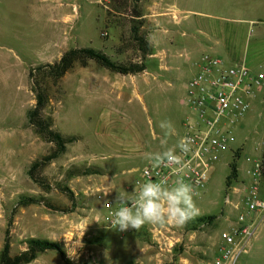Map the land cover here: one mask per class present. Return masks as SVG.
<instances>
[{
	"label": "rangeland",
	"instance_id": "1",
	"mask_svg": "<svg viewBox=\"0 0 264 264\" xmlns=\"http://www.w3.org/2000/svg\"><path fill=\"white\" fill-rule=\"evenodd\" d=\"M151 1L0 0V249L11 219L10 255L25 250L32 237L59 244L74 264H213L219 232L233 212L224 203L228 164L234 161L243 176L245 157L257 153L264 135L261 92L233 126V141L211 165L205 187L193 193L198 214L188 223L212 214L211 223L188 229L166 221L120 233L106 223L104 202L117 205L131 195L149 154L177 147L191 116L184 92L196 58L218 54L233 64L224 47L207 50L204 40L225 42L248 66L264 71V0H180V20L170 25L174 42L163 61L152 55L156 49L148 40L155 28L148 20ZM135 34L144 37L148 54L139 50ZM81 46L144 69L121 74L89 60L59 78L47 67L37 71L33 79L47 98L42 116L67 142L56 158L33 170L34 180L28 170L54 145L28 122L35 104L29 70ZM161 122L172 125L169 135ZM23 197L33 201L18 203ZM253 229L235 264H264V212ZM25 264L63 263L46 250Z\"/></svg>",
	"mask_w": 264,
	"mask_h": 264
},
{
	"label": "built area",
	"instance_id": "2",
	"mask_svg": "<svg viewBox=\"0 0 264 264\" xmlns=\"http://www.w3.org/2000/svg\"><path fill=\"white\" fill-rule=\"evenodd\" d=\"M194 63L195 70L187 78L184 92V103L191 116L185 118V130L178 142L179 145L186 140L188 151H182L178 145L172 150L182 161L184 172L175 175L166 159L148 158L137 169L133 192L126 198L130 204L140 186L149 181L166 187L183 182L191 186L193 193L204 188L211 165L233 141V126L247 113L256 94L264 90V71L245 62L227 65L222 57L202 53ZM255 150V155L245 157L244 175H237V184L227 187L224 203L233 212L227 218V227L219 232L213 264H235L246 251L254 222L264 212V135ZM119 206L111 200L104 202V218L110 227L112 214Z\"/></svg>",
	"mask_w": 264,
	"mask_h": 264
},
{
	"label": "trees",
	"instance_id": "3",
	"mask_svg": "<svg viewBox=\"0 0 264 264\" xmlns=\"http://www.w3.org/2000/svg\"><path fill=\"white\" fill-rule=\"evenodd\" d=\"M135 40L137 41L138 48L143 55L149 53V46L145 41L142 35L135 34ZM89 60H92L102 67L121 74L136 73L144 69L143 65H138L136 63H131L129 65H121L114 62L106 53L99 49L92 47L81 46V47H72L65 50L58 60L53 64H45L43 66H38L29 70V76L33 79L37 71H40L42 68L47 67L48 73L54 78H59L65 74L70 68L74 66L75 63H80L85 65ZM34 80V79H33ZM34 92H35V104L28 110L27 119L29 124H31L35 131L46 141L54 145L50 152L43 155L38 161H34L28 170L29 176L35 180L33 176V170L38 166H43L46 163L50 162L52 159L56 158L60 153L63 152L65 148V143L67 140L57 131L53 130L50 126V119L42 116V110L45 107L47 98L46 94L38 83L33 81ZM229 173L225 177V184L228 187L232 180L237 178V165L234 161H231L229 164ZM71 195V192L69 191ZM30 201H33L31 197H23L18 203L22 205L28 204ZM215 215H204L196 217L193 222L190 224L188 221L185 225L189 224L188 229H194L199 224H209L215 218ZM10 226L11 219L7 221V226L4 230V237L2 242V247L0 249V264H25L33 260L38 253L44 252L46 250H53L58 255L60 261L63 264H74L71 259H69L65 253V250L57 243L47 240V239H38V238H28L26 241V249L17 253L10 255Z\"/></svg>",
	"mask_w": 264,
	"mask_h": 264
},
{
	"label": "clouds",
	"instance_id": "4",
	"mask_svg": "<svg viewBox=\"0 0 264 264\" xmlns=\"http://www.w3.org/2000/svg\"><path fill=\"white\" fill-rule=\"evenodd\" d=\"M161 129H166L169 135L172 125L161 122ZM182 151H188V142L183 140L178 145ZM148 158L160 161L166 159L172 165V172L180 175L184 165L173 151L161 154H149ZM193 190L190 185L179 182L174 187H166L159 182H146L135 193V199L130 204L125 197L119 198V207L112 214L111 225L118 231L129 228L138 229L143 224H164L166 221L177 226H183L194 218L198 212L193 203Z\"/></svg>",
	"mask_w": 264,
	"mask_h": 264
},
{
	"label": "crops",
	"instance_id": "5",
	"mask_svg": "<svg viewBox=\"0 0 264 264\" xmlns=\"http://www.w3.org/2000/svg\"><path fill=\"white\" fill-rule=\"evenodd\" d=\"M142 2V1H139ZM180 0H152L150 4L151 13L148 14V20L150 25L154 26L152 32L148 33V40L150 41L153 49H156L153 56L157 57L158 60L163 61L170 54L171 46L173 45L174 40L171 38L174 34V29L172 28L171 22L180 20V12L178 5ZM261 26V33L264 35V22ZM174 30V31H173ZM204 44L207 47V50H211L213 52L222 51L223 47L226 50V53L229 57L228 61L231 63L236 62H245L247 64V58L244 56H237L234 51L227 46L224 42V45L220 43L218 40H204ZM263 48V46H262ZM205 50V48H204ZM202 54V53H201ZM200 54V55H201ZM199 55V56H200ZM219 57H222L216 54ZM198 56V57H199ZM198 57L196 59H198ZM223 58V57H222ZM249 64H254L253 61ZM262 97H264V90L260 93Z\"/></svg>",
	"mask_w": 264,
	"mask_h": 264
}]
</instances>
